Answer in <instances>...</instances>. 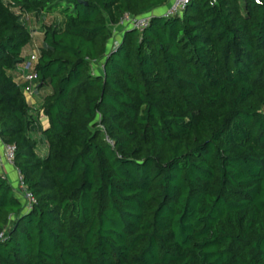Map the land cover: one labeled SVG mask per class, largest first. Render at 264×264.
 Wrapping results in <instances>:
<instances>
[{"label": "trees", "instance_id": "trees-1", "mask_svg": "<svg viewBox=\"0 0 264 264\" xmlns=\"http://www.w3.org/2000/svg\"><path fill=\"white\" fill-rule=\"evenodd\" d=\"M166 2L0 0V141L34 199L0 176V264H264V0H188L106 50Z\"/></svg>", "mask_w": 264, "mask_h": 264}, {"label": "built area", "instance_id": "built-area-1", "mask_svg": "<svg viewBox=\"0 0 264 264\" xmlns=\"http://www.w3.org/2000/svg\"><path fill=\"white\" fill-rule=\"evenodd\" d=\"M187 3L188 0H169L166 9L162 11L160 14H155L153 12L141 14L138 16H131L128 14H124L119 19L118 23L112 28V33L117 36L119 34L121 35L122 32L126 29L141 31L148 25L152 15H157L162 18L180 16ZM30 18L31 16L28 15L24 17V21L27 23V25L29 24L28 21L30 20ZM118 42L119 41L116 40L111 41L110 49L114 50L117 47ZM31 47L32 49L29 51L24 61L21 63V65L17 70L18 79H21L23 82L26 83L22 88V93L25 97L32 96L34 87L36 86V81H35L36 77L32 72L37 58V50L35 43L32 44ZM13 154H14V146L3 145L2 158L6 164L12 165ZM13 190L15 197L21 204L22 212L29 211L31 205L34 203V199L32 195L25 189L24 185L22 184L19 173L17 171H16L15 187L13 188ZM2 237H3V232L0 233V240L2 239Z\"/></svg>", "mask_w": 264, "mask_h": 264}, {"label": "crops", "instance_id": "crops-1", "mask_svg": "<svg viewBox=\"0 0 264 264\" xmlns=\"http://www.w3.org/2000/svg\"><path fill=\"white\" fill-rule=\"evenodd\" d=\"M168 3H169V0H167V2L163 6L154 9L152 12L155 14H160L162 11H164L166 9ZM29 51H30L29 49L25 50L23 55L27 56ZM100 73H101V65H100L98 71L95 72L94 74H100ZM41 94L42 93L39 91L37 94H32V96H30V97L26 96L25 100L28 101L29 104H31L33 107H35V106H37V104L41 100ZM39 121H40L41 126H43V127L46 126V119L44 117L40 116ZM2 148H3V144L0 141V176L5 178L7 180V182L9 183V185L12 188H14L15 187V181H16V170L12 167V165H8L3 161Z\"/></svg>", "mask_w": 264, "mask_h": 264}, {"label": "rangeland", "instance_id": "rangeland-1", "mask_svg": "<svg viewBox=\"0 0 264 264\" xmlns=\"http://www.w3.org/2000/svg\"><path fill=\"white\" fill-rule=\"evenodd\" d=\"M28 23H29L28 28L30 30V33H31L33 40L38 42V38L40 37V34H39L40 23L32 16H31L30 20L28 21ZM120 37H121L120 34L116 36L115 34H113L111 32L110 39L108 40L107 45H106V50L110 49L111 41H113V40L119 41ZM100 64L101 63H97V64L92 65V74H94L95 72L98 71Z\"/></svg>", "mask_w": 264, "mask_h": 264}]
</instances>
